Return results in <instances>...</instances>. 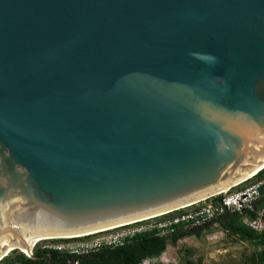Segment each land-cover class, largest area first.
Listing matches in <instances>:
<instances>
[{
  "label": "water",
  "instance_id": "water-1",
  "mask_svg": "<svg viewBox=\"0 0 264 264\" xmlns=\"http://www.w3.org/2000/svg\"><path fill=\"white\" fill-rule=\"evenodd\" d=\"M263 164L264 0H0V261Z\"/></svg>",
  "mask_w": 264,
  "mask_h": 264
},
{
  "label": "trees",
  "instance_id": "trees-1",
  "mask_svg": "<svg viewBox=\"0 0 264 264\" xmlns=\"http://www.w3.org/2000/svg\"><path fill=\"white\" fill-rule=\"evenodd\" d=\"M263 177L264 168L258 171L253 178L243 183L253 182ZM239 185L235 186L233 189H241L237 188ZM263 206L264 196H261L258 201L253 203L254 209H247L243 215H248L250 218H253L257 215L256 211L260 210ZM172 214L173 213L167 214L165 217L172 216ZM223 216L206 222L205 225H209L210 227L212 223L219 222L222 227L232 234L237 235L240 240L255 242L260 248L252 253L249 259L252 264H264V229L257 232L244 225L241 221L242 215L237 212L227 214V223L229 224V226H227L223 223ZM262 217L264 219V212ZM161 219V217H158L156 221ZM186 225V223L176 224L174 225V229L168 234H160V230L153 227L151 229L136 232L132 236H124L113 246H102L101 248L83 254H70L53 248H34L33 257H27L19 252L9 260L8 264H73V261H76L74 264H138L146 258H156L160 256L165 251L168 244L175 246L178 240L193 233L192 229L198 228V226H194L189 229ZM195 233L198 234L197 232ZM153 264L163 263L158 262ZM176 264H201V262L200 260L194 261L186 258L182 263Z\"/></svg>",
  "mask_w": 264,
  "mask_h": 264
},
{
  "label": "rangeland",
  "instance_id": "rangeland-1",
  "mask_svg": "<svg viewBox=\"0 0 264 264\" xmlns=\"http://www.w3.org/2000/svg\"><path fill=\"white\" fill-rule=\"evenodd\" d=\"M249 183L250 182L242 183L237 188H243ZM206 203H200L199 206L205 207ZM157 218L158 217H154L127 225H120L97 235H83L85 239L80 242L89 244L94 242V240H99L106 236L121 240L123 236H125L124 234L129 233L131 230L137 229L136 231H139L142 229L141 231H144L147 230L145 228L152 227ZM262 220H264L263 217ZM188 227L190 229L194 226ZM198 227L199 228L192 229L193 233L178 240L175 246L168 244L165 251L160 256L153 258L148 264L158 262L163 264H176L182 263L186 258L192 259L194 261L200 260L201 264H252L249 257L252 253L260 248V246H258L255 242L250 240H240L237 235H234L226 230L219 222L212 223L210 227L209 225L207 226L205 224L198 225ZM64 241V238H50L47 240H42L34 244L33 249L45 248V246H57ZM19 252L21 251L18 249H14L13 251L9 252L0 261V264H8L9 260ZM22 254L26 255L25 253Z\"/></svg>",
  "mask_w": 264,
  "mask_h": 264
},
{
  "label": "built area",
  "instance_id": "built-area-1",
  "mask_svg": "<svg viewBox=\"0 0 264 264\" xmlns=\"http://www.w3.org/2000/svg\"><path fill=\"white\" fill-rule=\"evenodd\" d=\"M253 176L249 177L248 179L253 178ZM262 184H264V177L254 180L253 182H250L248 185L244 186L241 189H233L235 187L234 186L233 188L227 191L220 192L216 195L210 196L209 198L195 202L194 204L183 206L175 210H172L170 212H167L165 214L158 215L156 217H161L162 219L157 220L152 227L145 229H151L153 227H156L160 230L159 231L160 234H168L174 229V225L179 223H186L187 224L186 226H198L205 224L206 222L215 220V218L217 217L227 215L228 213L232 214L237 212L242 215L241 221L244 225L250 227L253 230H256L257 232H260L261 230L264 229V220H262L264 206L260 210L256 211L257 215L253 218H250L248 215H243V214L247 209L249 210L254 209L253 203L258 201L259 198L261 197L258 194L257 189ZM200 203H206L205 207L204 206L200 207L199 206ZM170 213H173L172 216L165 217L167 214ZM136 230L137 229L131 230L129 233L127 234L125 233L124 235L132 236L134 233L140 232L142 229L139 231ZM105 231L107 230L94 233L93 235H97ZM88 235H84V236H88ZM84 236L67 237L64 238L65 241L63 243L57 246L55 245L50 247L45 246V248H53L70 254H74V253L83 254L91 250L101 248L102 246H113L115 243H118L120 240V239L119 240L114 239L113 237L110 236H106V237H102V239L94 240V242L87 244L84 242H80L85 239ZM26 256L31 257L32 255H26Z\"/></svg>",
  "mask_w": 264,
  "mask_h": 264
},
{
  "label": "bare ground",
  "instance_id": "bare-ground-1",
  "mask_svg": "<svg viewBox=\"0 0 264 264\" xmlns=\"http://www.w3.org/2000/svg\"><path fill=\"white\" fill-rule=\"evenodd\" d=\"M264 168V164L262 166H260L259 168H255L251 171H248L244 176L243 178L240 180H244V179H247L251 176H253L254 174H256L260 169ZM121 224H118V225H113V226H109V227H104V228H101L99 230H94V231H88L87 233H82V234H75V235H61V236H55V238H66V237H74V236H83V235H88V234H92V233H95V232H100V231H104V230H108V229H111V228H114V227H117ZM50 239V238H54V237H36L29 245L31 249V251L29 249H27V247H23V246H13V245H10L8 247H6V250H7V254L9 252H11L13 249H18L20 250L21 252L25 253L26 255H30V252L33 253V246L34 244H36L37 242L39 241H42L43 239Z\"/></svg>",
  "mask_w": 264,
  "mask_h": 264
},
{
  "label": "clouds",
  "instance_id": "clouds-1",
  "mask_svg": "<svg viewBox=\"0 0 264 264\" xmlns=\"http://www.w3.org/2000/svg\"><path fill=\"white\" fill-rule=\"evenodd\" d=\"M225 216V215H224ZM96 250V249H95ZM153 258H146L142 261H140L138 264H148L150 263V261H152Z\"/></svg>",
  "mask_w": 264,
  "mask_h": 264
},
{
  "label": "flooded vegetation",
  "instance_id": "flooded-vegetation-1",
  "mask_svg": "<svg viewBox=\"0 0 264 264\" xmlns=\"http://www.w3.org/2000/svg\"><path fill=\"white\" fill-rule=\"evenodd\" d=\"M198 228H199V227H198ZM95 233H96V232H95ZM92 234H94V233H92ZM33 251H34V249H33ZM32 256H33V253H32ZM74 263H76V261H73V264H74Z\"/></svg>",
  "mask_w": 264,
  "mask_h": 264
}]
</instances>
